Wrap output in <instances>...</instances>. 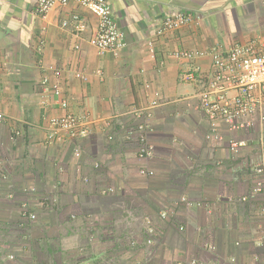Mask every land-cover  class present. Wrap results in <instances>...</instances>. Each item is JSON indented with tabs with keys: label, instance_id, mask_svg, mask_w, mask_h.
Listing matches in <instances>:
<instances>
[{
	"label": "crops",
	"instance_id": "obj_1",
	"mask_svg": "<svg viewBox=\"0 0 264 264\" xmlns=\"http://www.w3.org/2000/svg\"><path fill=\"white\" fill-rule=\"evenodd\" d=\"M106 1L124 44L101 52L87 8L0 0V264H264L248 174L264 124L208 138L198 97L211 52L264 50V0ZM178 12L190 23L156 34ZM66 114L73 132L51 123Z\"/></svg>",
	"mask_w": 264,
	"mask_h": 264
},
{
	"label": "built area",
	"instance_id": "obj_2",
	"mask_svg": "<svg viewBox=\"0 0 264 264\" xmlns=\"http://www.w3.org/2000/svg\"><path fill=\"white\" fill-rule=\"evenodd\" d=\"M70 2L87 8L96 17L97 27L89 38V43L93 47L102 52L116 51L123 46L122 34L106 0H36L35 9L37 14L45 15L56 4L67 5ZM190 20V15L186 13L168 14L162 18L155 32L162 34L168 30L185 26L190 23ZM76 21L75 31L83 32L86 25L81 20L76 19ZM63 25L67 23L64 22ZM211 60V72L205 79L204 90L198 95L201 110L211 124V131L207 137L213 136L217 141L222 139L217 129V122L224 123L230 133L253 132L262 129L264 124V50L256 52L248 45H234L223 53L211 52ZM194 78L192 72H186L182 76V79L187 82L193 81ZM53 92L57 96L60 95V90L57 88L53 89ZM60 105L65 107L66 101L60 100ZM83 120L82 117L66 114L60 118H52L51 123L69 133L73 132ZM135 132L140 157L151 155L153 148L147 144L142 126ZM108 139L111 140L112 136H108ZM243 144V141L231 140L229 150L233 154H239ZM74 155L79 156L80 151L76 149ZM249 163H252L253 167L248 174L254 176V185L250 193L253 197L258 194L263 196L259 210L262 220L258 230L261 237L258 247L262 250L259 255L264 259V156H261L258 162L249 160ZM95 166L97 167V164ZM140 172L144 174V170ZM30 218L34 219V215ZM179 229L181 230L182 227ZM209 249L214 253V246H210ZM214 264H228V261L217 255Z\"/></svg>",
	"mask_w": 264,
	"mask_h": 264
}]
</instances>
